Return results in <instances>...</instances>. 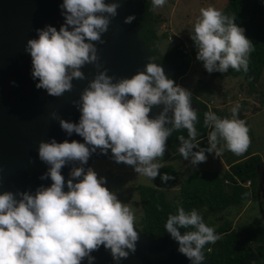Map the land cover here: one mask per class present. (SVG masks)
Returning <instances> with one entry per match:
<instances>
[{
	"label": "clouds",
	"instance_id": "9594fccd",
	"mask_svg": "<svg viewBox=\"0 0 264 264\" xmlns=\"http://www.w3.org/2000/svg\"><path fill=\"white\" fill-rule=\"evenodd\" d=\"M165 3L151 0L153 9ZM57 7L63 18L59 28L45 24L35 29V38L27 39L24 51L30 57L34 87L52 97L70 91L73 80H83L84 65L97 69L72 102L79 113L75 123L49 113L65 136L75 133L82 140L39 141L37 159L47 166L39 179L50 183L31 191L0 192V264H95L92 253L101 246L113 264H120L135 252L139 239L134 212L104 186V177L83 167L90 155L97 149L104 155L110 152L115 163L131 166L134 173L152 180L161 167L156 158L162 157L165 141L174 131H187V138L177 136V151L195 166L206 160V152L216 157L225 150L244 153L250 143L248 128L237 118L238 103L231 108V118L206 111L203 126L210 131L207 146L200 147L191 94L167 78L161 66L149 61L129 77L114 78L97 62L96 44L104 42L101 36L117 15L120 0H62ZM134 19L135 14H129L123 23L131 25ZM233 21L212 6L200 8L190 39L195 59L206 72L225 73L229 68L247 72L253 45ZM157 105L163 106L161 111L150 118V108ZM75 164L79 166H71ZM65 165L71 166L67 179L61 174ZM171 179L160 174L161 183ZM163 228L189 264H201L204 246L220 239L195 208L186 212L178 205Z\"/></svg>",
	"mask_w": 264,
	"mask_h": 264
},
{
	"label": "water",
	"instance_id": "95a60500",
	"mask_svg": "<svg viewBox=\"0 0 264 264\" xmlns=\"http://www.w3.org/2000/svg\"><path fill=\"white\" fill-rule=\"evenodd\" d=\"M62 0H0V192L17 190L31 191L37 185L47 186L50 181L40 180L46 165L37 159V144L47 141L49 137L61 140H82L73 133L65 136L56 120L49 113L55 112L65 121L75 123L79 113L73 106L79 93L92 79L97 71L91 64L80 70L83 80H73L72 89L59 97L47 95L43 89H36V81L30 77V57L24 51L29 38H35V29L45 24L59 28L63 22L58 4ZM107 2V0H106ZM145 0H120L108 30L102 34V44L97 43L98 63L106 74L114 78L129 77L149 61L161 66L166 77L172 75L183 66L167 65L150 55L146 45L139 36V28L124 24L123 18L135 14L136 21L144 7ZM95 43V42H94ZM14 81L15 85L10 84ZM190 106L201 112L202 107L193 99ZM162 105L152 106L147 114L154 118L162 109ZM170 114V113H169ZM97 160L113 161L110 152L100 154L97 149L92 153L84 168H89ZM71 166H79L78 164ZM70 165L61 169V174L68 178ZM260 197L259 209L264 216V190ZM138 232L136 250L129 254L120 264H189V261L176 251V243L166 233L157 237H149L135 224ZM181 234L184 229H178ZM96 257L95 264H113L108 252L101 246L92 253ZM83 264V262H82ZM201 264H211L204 258ZM264 264V257L262 263Z\"/></svg>",
	"mask_w": 264,
	"mask_h": 264
},
{
	"label": "trees",
	"instance_id": "16d2710c",
	"mask_svg": "<svg viewBox=\"0 0 264 264\" xmlns=\"http://www.w3.org/2000/svg\"><path fill=\"white\" fill-rule=\"evenodd\" d=\"M220 11L234 17L233 22L244 30L243 35L253 45L248 57L247 72L229 68L223 73V77L242 78L251 94L256 91L257 84L262 83L259 80L264 69V6L261 0H228ZM158 23L159 16L154 13L151 0H145L140 17L131 25L139 28L141 40L149 53L158 61L167 65H179L183 62L180 69L167 77L176 84L177 78L183 76L191 61L195 60V48L187 47L183 41H179L166 52L160 53L158 43L162 35L157 31ZM208 86L209 88L200 92L201 100L191 94V99L202 107V111L196 114L197 120L194 125L200 147L207 146V133L210 131L203 126L204 112L212 111L218 117L231 118V113L225 109L208 107L207 90H212L210 84ZM262 94L264 96V93ZM263 96L260 99L261 106H264ZM242 107H246V103H243ZM239 110L237 118L245 121L249 137L251 136L249 124L246 118L239 114ZM179 135L187 138V131L185 129L174 131L165 141L166 147L172 153V160L182 159L177 151L179 142L176 138ZM207 155L210 153L206 152L205 156ZM260 160V155L251 152L248 147L244 153L236 155L233 160H227L228 167L221 171L200 168L181 182L179 201L174 203L167 199L165 188L175 182L177 171L171 163L161 164L158 175L154 178V185L139 183L136 186L142 210L139 229L149 237L164 235L166 233L163 225L166 218L169 213L175 214L178 205L186 212L195 208L201 214L205 224L213 227L220 236L215 243L206 244L202 249L204 258L211 264H261L264 256V221L256 218L250 223L233 226L228 219L218 224L213 220V217L229 208H240L246 200L257 201ZM161 173H167L173 179L161 183Z\"/></svg>",
	"mask_w": 264,
	"mask_h": 264
},
{
	"label": "rangeland",
	"instance_id": "374dc122",
	"mask_svg": "<svg viewBox=\"0 0 264 264\" xmlns=\"http://www.w3.org/2000/svg\"><path fill=\"white\" fill-rule=\"evenodd\" d=\"M228 0H166L162 7L154 9V13L159 16L157 31L161 36L158 43L159 52H166L172 45L179 41H183L187 47L194 45L190 39L192 25L195 18L199 15L200 8L212 6L221 10ZM210 81V83L208 82ZM257 84L256 91L248 92V87L243 82L242 78L223 77V73H208L204 70L201 61L192 60L183 76L178 77L176 85L186 89L195 98L200 99L201 91L207 90L209 101L208 107H219L231 113V108L235 104H239V114L246 118L251 136L248 145L251 152L260 155V165L258 166V188L263 187L264 190V106H261V100L264 93V69ZM204 87V88H202ZM200 90V91H199ZM263 90V91H262ZM264 98V96H263ZM246 103V107H242ZM172 153L168 148L162 157L156 158L157 163H171L177 175L175 182L165 188L167 199L171 202L179 201V186L181 182L190 174L200 168L210 169L213 171H221L227 168L226 161L233 160L235 154L225 150L220 156L216 157L213 154L207 155L204 162H198L195 166L191 165L184 159H171ZM96 172L97 176L105 178V187L114 192L117 199L122 203H127L134 212V224L139 227L142 219V210L139 197L136 191V186L139 183L154 185V178L149 180L133 172L132 167L123 163H115L114 161L97 160L90 165ZM258 200L256 202L246 200L240 208H229L223 213L213 217L216 224L228 219L233 226L243 223H250L256 218L264 221V216L261 214ZM177 204V203H175Z\"/></svg>",
	"mask_w": 264,
	"mask_h": 264
},
{
	"label": "flooded vegetation",
	"instance_id": "af4514ba",
	"mask_svg": "<svg viewBox=\"0 0 264 264\" xmlns=\"http://www.w3.org/2000/svg\"><path fill=\"white\" fill-rule=\"evenodd\" d=\"M258 189H259V190L261 189V190H260V192H261V191H262V189H263V187H260V188H258ZM259 199H260V197H259Z\"/></svg>",
	"mask_w": 264,
	"mask_h": 264
}]
</instances>
